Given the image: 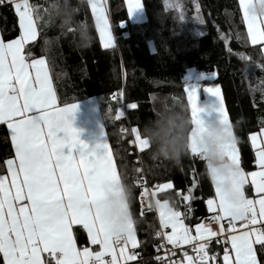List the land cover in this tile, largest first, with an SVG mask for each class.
<instances>
[{
  "label": "snow or ice",
  "instance_id": "obj_1",
  "mask_svg": "<svg viewBox=\"0 0 264 264\" xmlns=\"http://www.w3.org/2000/svg\"><path fill=\"white\" fill-rule=\"evenodd\" d=\"M126 2L129 16L142 7L141 0ZM8 3L18 18L19 36L7 43L0 39V123L7 125L15 152L13 158L3 162L7 174L0 175V264H127L138 253L126 250L129 246L135 249L138 241L132 219H127L119 238L115 234L116 220L126 213L127 203L109 201L110 192L122 178L109 146L106 141L97 145L103 150L97 154L80 140L70 120L77 105L57 106L45 59H32L30 48L25 47L37 37L39 12L29 0H8ZM249 3L250 0H239L248 39L264 50V21L248 14ZM0 4H5V0H0ZM89 6L102 45L111 47L114 39L104 0H89ZM184 90L195 128L203 123L197 93L195 89L185 87ZM205 90L219 98V119L229 125L231 131L220 89L215 86ZM112 98L121 103L123 93L114 94ZM128 107L136 109L138 105L133 102ZM123 114L117 109V118ZM58 132H63L64 136L58 137ZM131 132L141 150L149 148L136 127ZM189 138L190 152L201 157L191 133ZM250 141L255 156L254 171L245 172L240 167L236 143L227 152L237 170L233 186L240 196L238 205L217 186L223 177L213 175L216 196L209 198L206 204L213 213L208 220L219 225L217 231L210 224L197 223L196 235H191L184 222L185 214L170 207L167 199L157 198L159 193L173 187L171 182L156 185L152 190L140 185L143 189L140 195L149 201L148 208L153 201L155 203L160 228L171 229L156 232L162 241L158 250L165 247V242L175 249L196 241L195 256L185 251L182 259L173 260L171 257L176 253L166 252L165 257H156L160 264H221L218 254L209 255L208 245L213 237L218 244L223 240L222 264H264V259H258V253L264 256V126L258 133H251ZM245 185L251 186L255 198L246 195ZM182 198L184 201L194 199L191 189ZM237 221H240L239 231ZM74 224L83 226L88 242L98 245L99 251L88 247L77 249L71 228Z\"/></svg>",
  "mask_w": 264,
  "mask_h": 264
},
{
  "label": "trees",
  "instance_id": "obj_2",
  "mask_svg": "<svg viewBox=\"0 0 264 264\" xmlns=\"http://www.w3.org/2000/svg\"><path fill=\"white\" fill-rule=\"evenodd\" d=\"M108 1L116 38L113 47L102 46L88 0H29L40 19L37 39L25 47L30 48L32 59H46L59 105L99 100L119 173L133 186L132 213L139 245L133 249L138 260L130 264H160L156 259L161 244L156 236L160 230L157 215L144 212L139 201L144 179L151 190L172 183L171 189L158 195L185 214L184 222L193 233L197 223L213 215L206 201L215 197L214 186L202 157L189 150L178 166L154 160L149 148L138 149L133 134L122 129L130 124L143 137V123L151 116L158 94L179 100L191 115L184 77L194 69L210 76L199 82L202 97L204 87H219L237 137L240 167L254 171L250 135L264 126V53L248 39L239 0H142L146 19L140 23L130 21L124 0ZM57 3L66 8L57 11ZM123 22L125 27H121ZM0 31L5 42L19 36L18 18L8 0L0 4ZM120 93L123 100L117 103L112 97ZM133 102L136 109L126 108ZM124 108L125 116L117 118V109ZM13 157L8 127L2 123L0 175L7 174L3 162ZM189 189L194 199L184 201ZM73 229L79 247L88 245L85 229ZM209 250V255L218 254L222 264V243L212 239ZM258 259L264 256L258 253Z\"/></svg>",
  "mask_w": 264,
  "mask_h": 264
},
{
  "label": "clouds",
  "instance_id": "obj_3",
  "mask_svg": "<svg viewBox=\"0 0 264 264\" xmlns=\"http://www.w3.org/2000/svg\"><path fill=\"white\" fill-rule=\"evenodd\" d=\"M57 11H63L65 5H54ZM247 11L250 16L258 17L264 21V0L257 3L252 0L248 4ZM151 116L146 119L142 127V135L146 138L150 156L154 160L168 162L172 165H180L182 159L189 151L190 138L200 149L206 168L211 174L223 177L217 186L227 195L233 204H239L240 196L235 191L233 180L237 176L235 165L228 159L227 152L233 143H237L232 126L223 123L219 117L212 121H203L202 125L193 126L191 115L186 106L179 100H173L167 94L155 96L150 109ZM123 196L120 199L127 203L126 213H122L116 220L115 234L122 235V229L126 227L127 219L133 220L132 201L133 186L125 183L123 177L120 185ZM115 198L109 195V201ZM243 212V209H239Z\"/></svg>",
  "mask_w": 264,
  "mask_h": 264
},
{
  "label": "crops",
  "instance_id": "obj_4",
  "mask_svg": "<svg viewBox=\"0 0 264 264\" xmlns=\"http://www.w3.org/2000/svg\"><path fill=\"white\" fill-rule=\"evenodd\" d=\"M242 14H243V12H242ZM125 25H126L125 22L121 23V27H125ZM246 28H247V26H246ZM98 35H99V33H98ZM37 37H38V28H37ZM37 37H36V39H37ZM124 37H128V33H124ZM0 39L3 40L1 31H0ZM7 42H5V43H7ZM30 42H33V41H29L28 43H30ZM115 44H116V42L114 41V43H113V45L111 47H113ZM108 48H110V47H108ZM262 52L264 53V50H262ZM45 62H46V66H47V69H48L50 86H51V88H52V90H53V92L55 93V96H56L57 106L58 107H63V106L59 105L58 97H57L55 89H54V85H53V82H52V78H51V75H50V71H49L46 59H45ZM215 86L218 87L217 85H210V86L204 87L202 89L203 97L201 96L200 89H199V97H198V101H197L198 103L197 104H198V106L201 109V116H202L203 121H212V120H215V119H217L219 117V112L217 111V109L219 108V104H220L219 98L217 96H215L214 94L209 93V92H207L205 90L208 87H215ZM220 99L223 101V107H224L225 114L227 115V117H229L225 101H224V99L221 96V91H220ZM21 103H22V101H21ZM75 104L77 105V107L74 110V112L70 115V120H71L72 127L78 130L80 140L84 141L88 145V150H95L97 154H100L103 151L101 148H98L97 145L103 144L106 141L108 146H109V151L112 154L113 162H114V164L117 167L114 151H113L112 146L110 144V141H109V138H108V135H107V131H106V127H105V124H104L103 115H102V111H101L99 100L97 98H89V99H86V100L78 101ZM228 120H229V123H230V118H228ZM0 124H2V123H0ZM8 131H9V129H8ZM233 133H234V131H233ZM9 134H10V131H9ZM57 136L58 137H63L64 133L63 132H58ZM10 139H11V135H10ZM11 143H12V140H11ZM12 146H13V144H12ZM14 156H15V152H14ZM117 171L119 173L118 167H117ZM57 174H58V170H57ZM210 178L212 180V183H213V186H214V191H215V184H214V181H213V178H212L211 174H210ZM119 185H120V183L115 185L109 195H111L112 197L115 198L114 202L124 203V200L120 199V197L123 196V190L121 189V187H119ZM247 188L250 189V193L249 194H247V192H246ZM244 190H245L246 195L249 198H255L256 197V194L252 190L250 185H245L244 186ZM116 193H119V195H117ZM215 196H216V192H215ZM223 223H224L225 228H227V226H228L227 220L223 221ZM75 226H82V225H75L74 224V225L71 226L72 232H73V237L76 240V237H75V234H74V231H73L74 230L73 228ZM133 226H134V229L136 231V228H135V225H134V221H133ZM159 226H160V223H159ZM236 227H237V231L241 230L240 221L236 222ZM218 229H219V226H218ZM168 230L171 231L170 228ZM85 232H86V235H87V231L86 230H85ZM87 238H88V235H87ZM117 238H119V236H117ZM136 238H137L138 245H139V239H138L137 232H136ZM211 240H212V238H211ZM192 242H196V241H192ZM76 247H77L78 250H81L84 247H88L92 251H99L100 250L98 245H91L90 243H88V245H86V246L79 247L77 241H76ZM229 247H230V245H229ZM126 251H133V249H131V246H129L128 250H126ZM189 255L190 256H195L196 254H191L190 253ZM105 258L109 259L110 257H105ZM136 260H138V255L135 257L134 260L128 261L127 264L133 263Z\"/></svg>",
  "mask_w": 264,
  "mask_h": 264
},
{
  "label": "rangeland",
  "instance_id": "obj_5",
  "mask_svg": "<svg viewBox=\"0 0 264 264\" xmlns=\"http://www.w3.org/2000/svg\"><path fill=\"white\" fill-rule=\"evenodd\" d=\"M125 1V5H126V8H127V2L126 0ZM89 2V0H88ZM257 3L261 2V0H256ZM250 3H252V0H250ZM249 3V4H250ZM141 4H142V0H141ZM104 6H105V9H106V15H107V19H108V23H109V27H110V31L112 33V36H113V39L114 41L116 42V38H115V33H114V30H113V27H112V23H111V20H110V16H109V1L108 0H104ZM91 9V7H90ZM92 12V10H91ZM93 15V14H92ZM129 15V14H128ZM94 19V22H95V26H96V21H95V18L93 17ZM129 19L132 23H140V22H143L145 19H146V15H145V10H144V7H143V4H142V7L141 8H138L136 10H134L131 14V16H129ZM98 32V31H97ZM210 78V76H207L206 74H202V73H198L197 71H195L194 69H191L187 72V74L185 75L184 79H185V82H186V88L188 90H192V89H195L196 90V93H197V101H198V97H199V89H200V84H198L202 79L204 78ZM198 103V102H197ZM198 106V104H197ZM199 107V106H198ZM128 108V106L126 107ZM126 108L122 109V112L124 113L123 116H125V110ZM191 108V107H190ZM200 108V107H199ZM199 116L201 118V120L203 121L202 119V116H201V111L199 112ZM229 118V117H228ZM230 124H231V121H230ZM232 126V125H231ZM233 130V128H232ZM126 132H129L130 134H132L131 130H127ZM134 136V135H133ZM135 138V136H134ZM137 146V145H136ZM138 149H140L138 146H137ZM248 189V188H247ZM246 189V192L247 194L250 193V189L247 190ZM157 198L161 199V200H165V199H162L159 195L157 196ZM169 206L171 207L170 203H169ZM207 206V204H206ZM208 209V208H207ZM156 213H157V219H158V222L160 223V218H159V215H158V212L156 210ZM204 224H206L205 222H202ZM207 225V224H206ZM219 226V225H218ZM165 231H168V229H163ZM215 231V230H214ZM191 235L192 236H195L196 235V230L195 232L193 233L191 231ZM214 238V237H213ZM212 238V239H213ZM128 250V249H127ZM119 251V250H118ZM223 257V256H222Z\"/></svg>",
  "mask_w": 264,
  "mask_h": 264
},
{
  "label": "built area",
  "instance_id": "obj_6",
  "mask_svg": "<svg viewBox=\"0 0 264 264\" xmlns=\"http://www.w3.org/2000/svg\"><path fill=\"white\" fill-rule=\"evenodd\" d=\"M126 107V106H125ZM127 127L128 128H123L122 129V131L123 132H125V131H127V130H131L132 129V127H131V125L130 124H128L127 125ZM135 141V140H134ZM135 144V143H134ZM136 145V144H135ZM143 185H144V187H147L149 190H151V187L149 186V184H148V181L146 180V178L144 179V181H143V183H142ZM143 191V189L141 188L140 189V193ZM139 201H140V204H141V207H142V209H143V211L144 212H147V213H149V212H153V213H155V214H157L156 213V207H155V203H154V201L152 202V207L149 209L148 208V203H149V201L147 200V199H144V198H142L141 197V195L139 194ZM204 222L206 223V224H210V226H211V228L213 229V230H215V231H217L218 230V224H216V223H214V222H210L209 220H208V218L207 219H205L204 220ZM159 231H165V230H162L161 228H160V230ZM169 231V230H168ZM161 243H162V241H161ZM196 242H192V243H189V244H183V245H181V246H179L178 248H173L172 247V245H170V244H166V242H165V247L164 248H160L159 249V251L156 253V257L157 256H161V257H165V253L166 252H175L176 253V255L174 256V257H171L173 260H179V259H182L183 258V252H188V254H196V252L193 250V245L195 244ZM211 243V242H210ZM210 243H209V245H208V247L210 246ZM221 243H222V246H223V248H224V243H223V240L221 241ZM167 259V258H166Z\"/></svg>",
  "mask_w": 264,
  "mask_h": 264
}]
</instances>
